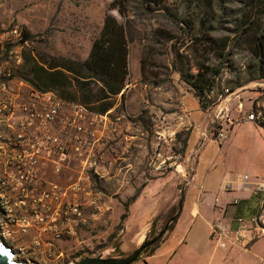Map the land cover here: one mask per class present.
<instances>
[{
    "label": "built area",
    "instance_id": "2783aa9c",
    "mask_svg": "<svg viewBox=\"0 0 264 264\" xmlns=\"http://www.w3.org/2000/svg\"><path fill=\"white\" fill-rule=\"evenodd\" d=\"M29 44L19 25L0 24V240L15 258L33 252L35 257L51 259L60 242L75 240L90 218L104 213L97 183L135 172L132 158L136 150L149 149L145 142L150 138L144 164L149 173L174 171L188 178L189 172L177 145L179 131L167 117L154 114L149 103L144 110L151 127L130 121L128 114L119 115L115 108L96 113L54 90L35 88L17 73ZM123 94L125 89L119 96ZM239 110L242 114V103ZM243 121L264 129V108H253ZM212 123L217 124L214 141L222 146L237 122L220 113ZM68 174L77 178L62 183L61 177ZM236 189L264 195V176L253 180L238 174L224 187L227 193ZM239 204V198L228 203L215 199L219 218L211 224V239L219 249L248 245L253 232L264 237V198L261 212L239 216L234 228L227 215ZM30 232L33 238L28 244L16 245V238Z\"/></svg>",
    "mask_w": 264,
    "mask_h": 264
},
{
    "label": "rangeland",
    "instance_id": "374dc122",
    "mask_svg": "<svg viewBox=\"0 0 264 264\" xmlns=\"http://www.w3.org/2000/svg\"><path fill=\"white\" fill-rule=\"evenodd\" d=\"M114 1L0 0V24L6 25L7 27L19 25L30 39L29 47L24 50V64L17 70V73L27 80L32 76V67L34 65L48 67V63L53 61L54 58L87 59L92 42L99 35L103 27L106 14H112L120 22H127L131 41L130 80L125 87L127 88L124 94L125 99L123 101L121 96V100L119 101L120 107L116 112L119 115L122 113L128 114V118L134 123L141 121L151 127V118L146 115L147 112L144 110L146 102H131V100L134 101L133 94L135 92L142 90L146 101L153 108L154 114L166 117V115L169 116L172 112L178 111L180 97L183 96L182 94L187 89H190L181 81L180 75L171 68L173 59L171 43H165L164 45L154 44L150 39L153 31L166 29L176 35L178 38V46L183 47L184 45H189L188 34H184L183 32L187 28L182 26V24L175 23L170 14H176L179 18L188 17L195 25L196 16L203 14L204 11L218 14L220 9H227L234 16H231V14L228 15L224 19L225 22L221 32H217V36H224L230 35L228 28L233 27L230 21L236 16L235 14L242 9H246L247 12L252 14L256 13L260 17L257 29L264 30V0H166L164 8H158L153 5L146 6L142 0H138L126 7V18L119 13L117 8H112ZM242 1L243 3H241ZM183 40L184 43L181 42ZM236 47L233 50V59L237 69L234 70H237L243 78H247L248 65L255 63V61L247 50L246 45ZM184 50L192 54L190 49L185 48H182L181 52ZM142 58L146 59L147 66L149 67L148 81L145 83L142 81V76L135 81L138 65ZM233 76V71L228 69L221 80V85L226 86L225 80ZM154 80L162 81L163 83L159 87H154L152 85V81ZM131 84H135L136 88L132 87ZM226 89L225 87L224 93ZM191 92L193 91L191 90ZM240 103L243 104L242 114L239 110ZM128 107L134 111L126 112L125 110L129 109ZM253 108H264V79L248 83L227 96H219L217 104L207 110H203L205 112V123L207 124V132L203 137L215 140L214 130L217 124L214 126L212 120L216 119L220 113H228L231 119L238 122L237 120H240V116L243 114L247 115ZM188 130L191 131L190 127L181 128L178 133H182L183 131L187 132ZM239 136H242L244 139L252 138L256 142V145L251 147L243 139L237 145H223V150L220 155V151L218 152L216 150L218 148V144L216 143L212 148L206 149L204 153H208L212 159H216L220 155L216 171L221 172L224 170V172L226 171L229 174L234 173L235 175L236 173L260 174L264 168V129L255 126V130H253L245 126L241 128ZM184 138L185 134H182L180 139L178 138L177 145L179 148H181V145L183 146ZM152 142L153 138L145 142L147 148H149L148 150H151ZM219 146L221 147V145ZM148 150L146 151L145 147L136 150L135 156L132 158L135 172L97 183V188L102 194L105 205L104 213L90 218L88 227L80 231L75 240H63L59 243L58 249L54 252L51 259L46 258L47 262L44 263L42 261L40 263L71 264L80 261L84 257H97L99 255L103 257L123 258L130 255L144 243L143 241L141 244L136 245L133 242L135 244L130 248H126L125 246L127 237L124 231L126 229L125 227L129 224L128 218L131 212V206L136 201H132V199L137 193L140 194L146 187V184L150 183L151 180L165 177L169 174L167 172L164 175H158L149 173L146 170L144 164ZM197 159L198 152L196 156L187 162L188 178L179 177L177 179L178 191L175 198L178 199V202L182 189H186L187 187V182L193 173ZM73 167L76 169V166ZM76 178V174H68L61 177L60 180L62 183H69ZM164 187L165 189L162 192ZM159 191L162 193L154 198L148 196L145 202L135 208L136 221L141 219L142 216H145L148 210L153 208L151 206L154 205V201L157 204H164L168 199L167 197L174 195L173 193L176 192L174 182L169 181L168 184H163ZM162 194L163 197L161 198ZM212 196V199L215 200L217 195L214 193ZM254 196L257 198L253 208L255 211L248 214V216L257 215L261 212L260 202L264 198V195ZM158 199H160L159 202H157ZM177 205L170 211L160 214L157 213L152 218L151 225L148 228H143L141 235L145 233L146 229L148 230L147 237L150 236V239L158 235L177 210ZM137 212L141 214H137ZM153 223H155V227H153ZM253 233L254 240L251 242L247 241L250 242L248 245L243 244L241 247L222 250L220 259L217 261L208 260L207 264H264V237L257 236V232ZM169 236L170 232L168 231L163 236L156 252ZM32 238V232L22 236L21 239L16 238V245L22 246V244H28ZM122 244L124 248H122ZM14 250L18 253L17 249ZM232 250L236 251L234 252ZM231 252L233 254H230ZM59 253L64 254L66 258L64 257L60 261L59 258L56 259ZM146 256L148 255H143V257ZM41 258L44 259L45 255L35 257L33 252H28L26 256H21L19 259L32 262L35 259L39 261ZM141 259L142 257L134 264L139 263ZM183 260L182 264H196V255L192 254Z\"/></svg>",
    "mask_w": 264,
    "mask_h": 264
},
{
    "label": "trees",
    "instance_id": "16d2710c",
    "mask_svg": "<svg viewBox=\"0 0 264 264\" xmlns=\"http://www.w3.org/2000/svg\"><path fill=\"white\" fill-rule=\"evenodd\" d=\"M134 1L138 0H115L112 8H117L126 18V7ZM165 1L142 0L146 6L153 5L158 8H164ZM230 14L234 16L227 9H220L218 14L204 11L203 14L196 16V26L188 17L179 18L176 14H170L175 23L187 28L183 32L188 34V46H178L176 35L166 29H157L151 33L152 43L160 45L171 43L173 53L171 68L193 91L202 110L217 104L220 95L227 96L248 83L264 79V30L257 29L260 17L256 13L252 14L242 9L230 21L233 25L228 28L230 35L217 36V32H221L223 28L224 19ZM130 42L127 22H120L114 15L107 13L99 35L92 42L87 59L54 58L48 63V67L34 65L32 76L27 80L39 90H54L65 100L81 103L96 113H106L114 107L115 98L130 80ZM181 42L184 43V40ZM243 45H246L255 61L248 65L247 78H243L234 70L237 68L233 50L237 48L236 46ZM182 48L190 49L192 54L185 50L181 52ZM140 65L142 81L145 83L149 74L145 58L141 59ZM228 69L233 71L234 76L226 79V86H222L221 80ZM162 83L158 80L152 81L154 87H159ZM225 87L229 89V93H224ZM124 96L123 94V101ZM182 134H185V138L180 151L185 154L191 131L178 133L179 139ZM184 193L183 188L176 211L182 198H185ZM139 195L137 193L132 201ZM176 211L172 217L176 215ZM179 216L177 215L170 225L169 232L174 229ZM152 225L155 227V223ZM162 238L149 246L143 255H154ZM146 239L149 240L150 236Z\"/></svg>",
    "mask_w": 264,
    "mask_h": 264
},
{
    "label": "crops",
    "instance_id": "0c3cea01",
    "mask_svg": "<svg viewBox=\"0 0 264 264\" xmlns=\"http://www.w3.org/2000/svg\"><path fill=\"white\" fill-rule=\"evenodd\" d=\"M140 65V62H139ZM136 75L135 81L141 77V65L140 72ZM129 67L131 72V54L129 55ZM132 87L136 88L135 84H131ZM125 89V93L127 88ZM145 91V90H144ZM179 99V109L177 112H172L166 115L167 120L171 125H173L177 131L181 128L191 129V134L188 140V146L185 153L186 162H189L190 158L196 156L198 152V159L194 165L193 173L187 182V187L185 189V198L182 212L178 218L175 228L170 232V236L166 239L160 246L159 250L152 256L143 257L137 264H182L183 259L196 255V264H207L208 260L217 261L221 258L222 249L216 247V244L211 239V224L219 215L215 211L214 202L212 195L216 193V198H220L223 203H228L234 198L240 199V204L237 208L230 210L227 215L228 220L231 221L232 227H236V218L239 216H248L251 212L255 210L254 202L257 199L251 192H243L240 190H233L230 193L225 192L224 187L227 182L233 181V179L238 175L234 173L229 174L224 172V170L216 171L218 168V159L221 155L224 146L237 145L239 141L243 140L242 136H239L241 128L248 126L250 129L255 130V124L243 121L245 114L239 117L237 124L232 127L230 136L228 140L220 147L216 149L220 151V155L216 159L210 158L208 153H204L205 150L210 149L216 144V142L208 137H203L207 132V124L205 123V112L202 110L199 100L195 97L194 93L190 89H187ZM116 102L113 108L116 110L120 107L121 96L115 98ZM133 100L131 102L142 101L147 102L144 97V92L139 90L133 94ZM123 103V102H122ZM131 104V103H130ZM129 108V107H128ZM119 110V109H118ZM134 111L132 108L125 110ZM123 111V112H125ZM181 117V118H180ZM171 118V119H170ZM259 127V126H258ZM249 146H255L256 142L252 138L244 139ZM217 146V145H216ZM165 177H160L158 179L151 180L150 183L146 184V187L141 191L139 197L136 199L135 203L131 206V212L128 218V225L125 227L127 240L125 242L126 248H130L133 244H141L148 235V230L143 233L144 227H149L151 225L152 218H154L157 213L170 211L177 205V179L181 175L177 172H168ZM159 175V174H158ZM253 180L260 179L264 176V168L260 174H249ZM174 182V192L171 197L164 204H157L155 201L152 209L148 210L145 216L136 221V207L139 204L145 202L148 196L154 198L161 194L159 189L163 184H168V182ZM159 191V192H158ZM157 193V194H156ZM221 195V196H220ZM163 194L161 195V198ZM160 198V199H161ZM157 202H159V200ZM161 203V202H160ZM137 214H141L138 213ZM135 242V243H133ZM134 245V246H136ZM122 248L123 244H122ZM236 251V250H232ZM230 254H233L231 252ZM211 258V259H210ZM47 262L46 257L40 259L38 262ZM42 264V263H40Z\"/></svg>",
    "mask_w": 264,
    "mask_h": 264
},
{
    "label": "water",
    "instance_id": "95a60500",
    "mask_svg": "<svg viewBox=\"0 0 264 264\" xmlns=\"http://www.w3.org/2000/svg\"><path fill=\"white\" fill-rule=\"evenodd\" d=\"M184 205V198H182L181 203L179 205V209L174 217H172L168 223L165 225L164 229L156 235L153 239L147 240L145 239L144 243L133 251L130 255L126 257H103L99 255L97 257H84L80 261L76 262V264H134L137 260H139L142 256L144 251L154 243H156L160 238H162L168 231L170 225L174 221L177 215H180L182 212ZM0 248L4 249L6 254L0 255V264H32L28 261H23L21 259H16L14 257V251L5 245L2 241H0Z\"/></svg>",
    "mask_w": 264,
    "mask_h": 264
},
{
    "label": "flooded vegetation",
    "instance_id": "af4514ba",
    "mask_svg": "<svg viewBox=\"0 0 264 264\" xmlns=\"http://www.w3.org/2000/svg\"><path fill=\"white\" fill-rule=\"evenodd\" d=\"M64 257H65V255L64 254H62V253H59V254H57V258L56 259H58L59 258V261L60 260H63L64 259ZM62 258V259H61ZM66 258V257H65ZM32 264H39V262L37 261V260H33L32 261Z\"/></svg>",
    "mask_w": 264,
    "mask_h": 264
},
{
    "label": "snow or ice",
    "instance_id": "6c2138e0",
    "mask_svg": "<svg viewBox=\"0 0 264 264\" xmlns=\"http://www.w3.org/2000/svg\"><path fill=\"white\" fill-rule=\"evenodd\" d=\"M6 254L3 248H0V255Z\"/></svg>",
    "mask_w": 264,
    "mask_h": 264
},
{
    "label": "bare ground",
    "instance_id": "6f19581e",
    "mask_svg": "<svg viewBox=\"0 0 264 264\" xmlns=\"http://www.w3.org/2000/svg\"><path fill=\"white\" fill-rule=\"evenodd\" d=\"M1 241V240H0ZM16 259H18V258H16ZM71 264H76V263H71Z\"/></svg>",
    "mask_w": 264,
    "mask_h": 264
}]
</instances>
